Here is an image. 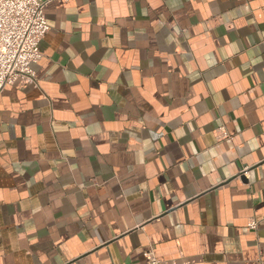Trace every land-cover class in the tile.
Listing matches in <instances>:
<instances>
[{
    "label": "crops",
    "instance_id": "0c3cea01",
    "mask_svg": "<svg viewBox=\"0 0 264 264\" xmlns=\"http://www.w3.org/2000/svg\"><path fill=\"white\" fill-rule=\"evenodd\" d=\"M45 15L0 94V264H264V0Z\"/></svg>",
    "mask_w": 264,
    "mask_h": 264
},
{
    "label": "built area",
    "instance_id": "2783aa9c",
    "mask_svg": "<svg viewBox=\"0 0 264 264\" xmlns=\"http://www.w3.org/2000/svg\"><path fill=\"white\" fill-rule=\"evenodd\" d=\"M51 0H0V94L9 86H37L33 64L43 58L40 43L50 30L45 8ZM218 138L230 135L218 130ZM258 222L249 220L256 230ZM146 257L150 264H160L153 252Z\"/></svg>",
    "mask_w": 264,
    "mask_h": 264
}]
</instances>
